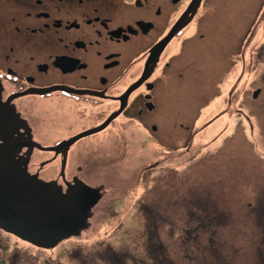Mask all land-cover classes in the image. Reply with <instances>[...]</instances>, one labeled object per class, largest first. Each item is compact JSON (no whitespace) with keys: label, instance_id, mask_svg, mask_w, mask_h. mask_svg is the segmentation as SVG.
<instances>
[{"label":"flooded vegetation","instance_id":"flooded-vegetation-1","mask_svg":"<svg viewBox=\"0 0 264 264\" xmlns=\"http://www.w3.org/2000/svg\"><path fill=\"white\" fill-rule=\"evenodd\" d=\"M209 4L210 0H0V111L8 118L3 132L19 149L17 158L27 163L28 171L45 181L56 180L66 190L67 182L81 180V171L66 170L80 164L75 162L79 151L85 161L87 150L132 146L133 135L145 140L142 146L165 149L171 121L170 130H189L191 126L176 122L177 117L170 119L169 106L176 96L174 87L188 82L187 89L197 91L193 85L204 65L197 48H209L203 14ZM247 42L242 35L236 40L238 51L222 56L221 72L211 78L214 83L220 76L217 85L201 96L215 101L217 91L224 92L234 78L243 81L244 73L238 72L240 64H248ZM234 92L231 87L220 93L227 95L228 106L192 133L197 149L213 158L222 153L219 158L226 167L228 139L243 137L247 143L248 138L238 136V131L227 135V128L213 136L207 132L226 116H235L236 124L249 121L234 106ZM190 96L196 98L197 92ZM190 143L182 135L173 146ZM49 166L58 167L51 179L41 176ZM217 208L210 225L229 229L222 216L227 209L219 204Z\"/></svg>","mask_w":264,"mask_h":264},{"label":"rangeland","instance_id":"rangeland-1","mask_svg":"<svg viewBox=\"0 0 264 264\" xmlns=\"http://www.w3.org/2000/svg\"><path fill=\"white\" fill-rule=\"evenodd\" d=\"M203 14L210 38L207 50L197 48L204 64L193 85L197 91L188 90V82L174 87L169 106L170 119L177 117L176 122L191 128L172 131L170 120L165 149L142 146L145 140L133 135L132 146L87 150L85 161L79 151V167L66 170L81 171V183L98 194L84 226L51 248L0 228L2 264L7 259V264H264V194L259 193L264 187V0H210ZM242 35L248 37V64H240L238 72L244 73L243 81L234 78L224 92L217 91L215 101L204 98L217 85L220 76L214 83L212 77L221 72L222 56L238 51L235 44ZM231 87L234 106L249 121L236 124L235 116H226L207 133L213 136L227 128V135L238 131L249 142L242 136L228 139L226 167L222 153L213 158L197 149L192 133L228 106L227 95L220 93ZM257 89L261 92L254 98ZM196 92V98L190 96ZM182 135L192 144L176 148ZM57 169L49 166L41 176L51 179ZM217 204L227 209L222 215L227 230L210 225Z\"/></svg>","mask_w":264,"mask_h":264},{"label":"water","instance_id":"water-1","mask_svg":"<svg viewBox=\"0 0 264 264\" xmlns=\"http://www.w3.org/2000/svg\"><path fill=\"white\" fill-rule=\"evenodd\" d=\"M260 92L257 89L254 98ZM2 113L0 111V140L4 141L0 142V228L37 246L54 247L79 233L89 209L98 200L91 201L90 193L92 191L93 197L95 191L80 180L75 185L67 182L68 187L63 190L56 180L45 181L37 173L31 174L27 163L17 158L19 149L6 139L3 126L8 118Z\"/></svg>","mask_w":264,"mask_h":264}]
</instances>
